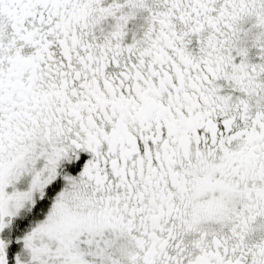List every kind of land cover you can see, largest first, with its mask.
<instances>
[{"label":"snow or ice","instance_id":"obj_1","mask_svg":"<svg viewBox=\"0 0 264 264\" xmlns=\"http://www.w3.org/2000/svg\"><path fill=\"white\" fill-rule=\"evenodd\" d=\"M0 264H264V0H0Z\"/></svg>","mask_w":264,"mask_h":264}]
</instances>
